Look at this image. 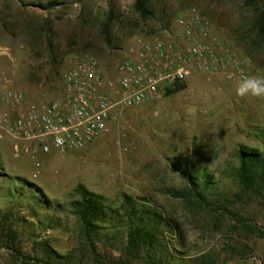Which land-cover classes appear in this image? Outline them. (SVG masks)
<instances>
[{"label":"rangeland","instance_id":"374dc122","mask_svg":"<svg viewBox=\"0 0 264 264\" xmlns=\"http://www.w3.org/2000/svg\"><path fill=\"white\" fill-rule=\"evenodd\" d=\"M150 1L154 16L142 18L135 0H0V89L19 90L28 102L58 98L63 75L79 56L89 53L109 70L134 37L176 32L192 8L208 17L250 71L264 77V42L244 39L252 15L247 0ZM49 2L55 3L51 9L38 5ZM238 82L211 85L194 76L176 93L124 110L109 131L76 151L36 147L33 154L19 153V141L0 137V209L14 210L23 251L38 254L36 242L44 239L62 257L75 251L78 224L69 203L83 185L115 205L127 194L160 209L173 226L164 240L178 258L210 252L215 264H264V193H243L232 176L240 147L264 149V98L238 95ZM36 161L42 164L38 176ZM190 164L209 176L215 189L208 198L238 217L174 194L186 186L183 169ZM34 194L52 208L38 204ZM57 206L60 212L53 210ZM99 250L105 261L121 255L108 241ZM0 264H14L2 247Z\"/></svg>","mask_w":264,"mask_h":264},{"label":"built area","instance_id":"2783aa9c","mask_svg":"<svg viewBox=\"0 0 264 264\" xmlns=\"http://www.w3.org/2000/svg\"><path fill=\"white\" fill-rule=\"evenodd\" d=\"M176 32L140 34L109 70L87 53L64 73L63 94L28 102L22 92L0 89V137L17 152L62 153L84 148L118 122L124 110L156 100L166 86L194 76L207 84L260 76L250 71L216 34L208 17L190 9ZM262 77V76H260ZM35 176L42 164L35 162Z\"/></svg>","mask_w":264,"mask_h":264},{"label":"trees","instance_id":"16d2710c","mask_svg":"<svg viewBox=\"0 0 264 264\" xmlns=\"http://www.w3.org/2000/svg\"><path fill=\"white\" fill-rule=\"evenodd\" d=\"M252 15L244 39H254L256 44L264 42V0H247ZM51 9L54 2L38 4ZM136 12L142 18L154 16L150 0H135ZM186 82H177L164 88V95L176 93L185 88ZM264 146V141H263ZM238 164L232 168V176L243 193L263 195L264 193V149L242 146L237 151ZM186 186L176 190L175 195L187 204L200 209L222 210L238 217V212L224 205H216L208 198L210 189H215L209 176L198 174L192 165L183 169ZM27 188L40 191L33 182L20 179ZM77 197L69 203V213L78 224L77 247L71 255L60 256L51 248L48 240L36 242L38 254L25 253L21 247L22 232L19 220L12 208L0 209V247L10 252L14 264H215L216 258L210 252L178 258L164 240L165 233H171L173 226L160 209L123 194V202L115 205L104 195L89 190L83 185L76 188ZM35 201L47 209L52 205L44 197L34 194ZM57 206L54 211L60 212ZM108 243L121 251L117 259L103 260L99 250L101 242ZM37 251V248H35ZM77 251V253H76Z\"/></svg>","mask_w":264,"mask_h":264},{"label":"clouds","instance_id":"9594fccd","mask_svg":"<svg viewBox=\"0 0 264 264\" xmlns=\"http://www.w3.org/2000/svg\"><path fill=\"white\" fill-rule=\"evenodd\" d=\"M236 91L240 96L252 95L264 98V77L244 76L239 80Z\"/></svg>","mask_w":264,"mask_h":264}]
</instances>
